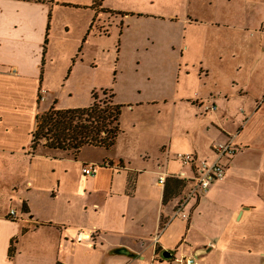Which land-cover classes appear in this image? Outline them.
Wrapping results in <instances>:
<instances>
[{"label": "crops", "instance_id": "0c3cea01", "mask_svg": "<svg viewBox=\"0 0 264 264\" xmlns=\"http://www.w3.org/2000/svg\"><path fill=\"white\" fill-rule=\"evenodd\" d=\"M100 1L78 5L92 10L89 27L74 50L58 55L64 64L58 89L70 96L76 69L83 63L77 55L81 41L94 33L108 35L111 13L121 20L129 17L106 10V17L98 20L105 11V0ZM224 4L223 24L209 22L205 27L197 14H192L195 21L185 19L196 27H185L180 48L185 72L178 82L199 90L197 95L172 99L152 93L135 104H120L111 90L115 103L131 113L147 106L157 118L168 106L186 107L192 113L180 129L172 121L139 122L131 130L147 132L142 143L136 137L122 144L121 128L113 148L85 147L76 156L31 150L39 113L53 107L86 108L93 93H99L91 88V102L72 107L61 104L56 93L51 24L56 9L66 4L0 0V264H174V257L182 255L195 256L197 264H264V0ZM178 44L172 42L173 56L179 55ZM41 89L47 91L44 102L39 101ZM200 101L216 104L217 111L203 114ZM230 137L241 149L227 162L225 179L192 200L186 209L189 219L171 227L182 218L174 219L155 245L154 238L191 189L190 183L172 177L188 172L176 155L193 153L213 160V146ZM87 148L102 155L86 157ZM73 158L76 171L69 166ZM85 164L100 169L86 177ZM161 173L169 175L163 186L158 183ZM79 235L94 239L79 242ZM167 250L174 256L165 259Z\"/></svg>", "mask_w": 264, "mask_h": 264}, {"label": "rangeland", "instance_id": "374dc122", "mask_svg": "<svg viewBox=\"0 0 264 264\" xmlns=\"http://www.w3.org/2000/svg\"><path fill=\"white\" fill-rule=\"evenodd\" d=\"M56 2L68 6L60 7L54 13L50 33L54 63L50 68L56 93L59 92L60 103L71 107L83 106L91 102V88L99 92L97 93L99 100L110 99L113 90L117 95L116 101L120 104L127 101L135 104V101L142 96L152 93H157L158 96L169 95L172 99L179 98L185 93L197 92L194 94L197 95L199 90L195 91L194 88L178 82L179 75L185 72V65L180 58L185 27H196L187 24L185 19L190 17L194 20L195 16L192 14H197L199 16L197 19L206 24L205 27H210L209 22L224 23L223 18L221 19L224 14L222 9L225 5L224 0H216V3L214 0H105L103 5L105 11L99 12L98 20L106 17L104 13L106 10L129 14V17L121 20V15L111 13L108 35L100 37L94 33L95 37L89 38L86 42L84 39L81 41L77 55L79 62L83 61V63H80L76 69L72 80V96H70L69 93H62L58 89V76L62 75L61 69L64 67L58 55L64 51L74 50L80 42L82 31L89 27L92 10H86L85 7L78 8V5L87 4L91 0H56ZM172 42L179 43L176 47L179 55L173 56ZM196 56L193 54L192 58ZM180 68L181 73H179ZM186 109L184 106H168L157 118L149 115L147 106L134 113L127 109L122 110L121 128L125 135L121 143L136 137H139L142 143L143 139L148 137L147 132L143 133V130H139V134H134L131 130L132 124L139 122L151 121L160 125L172 121L175 127L180 129V123L188 119L192 113ZM175 131L177 136H180V130ZM215 134L216 132H212L211 137L214 142H218ZM254 134L257 135L258 132L255 130ZM43 145L44 141L38 146V150L50 151ZM84 155L99 159L102 153L87 148L84 150ZM69 166L76 171L74 158ZM181 221L187 220L176 219L170 226L175 227Z\"/></svg>", "mask_w": 264, "mask_h": 264}, {"label": "trees", "instance_id": "16d2710c", "mask_svg": "<svg viewBox=\"0 0 264 264\" xmlns=\"http://www.w3.org/2000/svg\"><path fill=\"white\" fill-rule=\"evenodd\" d=\"M92 98L93 103L86 108L57 110L53 107L39 113L31 150L36 151L42 141L49 150L69 152L76 156L85 147L113 148L121 134L123 106L115 103L114 95L110 99L99 100L94 92ZM178 188H183L180 181ZM23 210L29 213L25 203Z\"/></svg>", "mask_w": 264, "mask_h": 264}, {"label": "built area", "instance_id": "2783aa9c", "mask_svg": "<svg viewBox=\"0 0 264 264\" xmlns=\"http://www.w3.org/2000/svg\"><path fill=\"white\" fill-rule=\"evenodd\" d=\"M264 31V26H263ZM47 91L41 89L39 101L44 102ZM200 108L203 114H208L217 111L216 104L209 101H200ZM240 146L235 143V137H230L227 141L216 143L213 146V152L215 158L213 160L200 159L193 153H178L176 159L181 163L184 168L188 169V172H182L173 178L184 180L191 184V189L187 196L184 197L177 205L173 218L171 221L165 224L154 238V244L159 243L161 233L165 228L176 218H182L184 220L189 219V213L186 209L192 200L199 198L201 195L206 194L209 188L219 181H222L226 177L227 162L231 161L235 155L239 152ZM100 169L97 164H85L83 166V174L86 177H94ZM169 175L161 173L159 176V185H165ZM12 218H16L14 211L10 213ZM92 235L83 236L79 235L77 241L93 240ZM174 264H197V258L193 255H182L174 257Z\"/></svg>", "mask_w": 264, "mask_h": 264}, {"label": "water", "instance_id": "95a60500", "mask_svg": "<svg viewBox=\"0 0 264 264\" xmlns=\"http://www.w3.org/2000/svg\"><path fill=\"white\" fill-rule=\"evenodd\" d=\"M116 252L119 254H125V255L128 254V252L124 249H118ZM173 256H174V251H172V250H167L164 254L165 259H169Z\"/></svg>", "mask_w": 264, "mask_h": 264}]
</instances>
